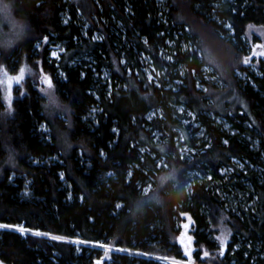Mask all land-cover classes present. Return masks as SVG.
Listing matches in <instances>:
<instances>
[{
    "label": "trees",
    "instance_id": "16d2710c",
    "mask_svg": "<svg viewBox=\"0 0 264 264\" xmlns=\"http://www.w3.org/2000/svg\"><path fill=\"white\" fill-rule=\"evenodd\" d=\"M7 1L30 26L22 42L0 48V74L5 69L17 72L22 58L35 67L39 60L40 71L52 79L54 102L27 82L26 93L14 98L13 113L7 115L0 92V224L41 233L24 237L0 230V260L94 264L101 251L78 248L74 239L183 260L177 221L188 213L194 221L197 261L202 249H218L210 231L227 215L231 236L226 255L202 262L264 264V159L256 158L264 157V66L258 61L260 74H255L241 61L247 54L243 38L250 36L248 25L264 26V0H165L164 20L156 0ZM63 12L71 17L67 23ZM113 15L123 28L119 36L102 21H111ZM80 17L100 29L103 38L84 37L76 22ZM177 29L200 49L202 58L196 50L182 52L178 39L175 61L161 59L160 48ZM44 39L65 41L59 60L49 57L48 44L35 55V44ZM85 53L94 57L98 71L109 68L110 89L94 76L88 62H76ZM141 55L161 70L184 66L182 83L176 88L149 84ZM206 57L214 61L225 87L203 80ZM237 71H246L247 79ZM197 79L204 81L205 91ZM171 103L194 112L209 135L191 158H182L174 145L172 127L180 124L172 118ZM156 107L165 118L148 119ZM208 111L225 117L236 132L214 125ZM155 130L168 131V140L154 142ZM235 159L252 161L260 170L247 167L244 172ZM223 167L232 169L228 179L220 172ZM196 170L205 177L199 180L192 174ZM235 178H243L251 189ZM218 185L227 192L231 187L242 190L252 206L246 208L245 203L237 206L239 212H226ZM110 257V264H164L124 252H111Z\"/></svg>",
    "mask_w": 264,
    "mask_h": 264
},
{
    "label": "rangeland",
    "instance_id": "374dc122",
    "mask_svg": "<svg viewBox=\"0 0 264 264\" xmlns=\"http://www.w3.org/2000/svg\"><path fill=\"white\" fill-rule=\"evenodd\" d=\"M71 1H77V0H71ZM157 6L159 8V17L161 20H164L165 14L164 12L167 10L164 2L165 0H156ZM4 3L12 4L14 7V3L12 1L4 0ZM216 6V4H215ZM62 21L64 23H67L70 20V15L68 12H63L61 14ZM113 19L111 21H108L107 19H103V23L106 27L110 29V32L115 33V35L119 36L123 32L122 25L120 21H118L114 15L112 17ZM79 26H81V32L82 35L86 38L90 39H101L103 38V32L100 29L93 28L91 24L83 17L79 18V21H76ZM95 23L97 24L98 21L95 20ZM3 28L5 30L8 29V24L3 23ZM227 28H230L229 25H227ZM91 31V32H90ZM248 31L250 33L249 38H243V43L246 46L247 54L245 57L242 58V63L244 64L246 71L252 72L255 74H260L259 69L257 67L258 61H262L264 66V26L262 25H248ZM184 32L182 30H174L171 32L172 38H167L166 41V47L160 48V57L161 59L165 60L168 63H172L175 61V54L177 52V49L175 47L176 40L179 39V49L182 52H191L196 50L199 54V56L202 58V54L200 52V49L193 44L191 41H188L184 38ZM48 44V50H49V57L55 58L59 60L60 55L65 51L66 44L65 41H60L57 39L53 40H47L44 39L42 41H39L35 44V55L39 52L40 48L44 45ZM85 60L88 62V66L91 67V69L95 72L94 76L99 79L100 83L104 86H107V88H111L112 79L111 74L109 71V68L102 67L99 71L96 68V60H94V57L88 53H85L84 55L80 56L79 58H76V62H81ZM16 61V58H12V61ZM205 60L207 63H205L202 66V75L203 80L207 83L213 84L217 88L225 87L226 84L221 78L220 74L215 71L213 67V60L210 57H206ZM36 62V60H34ZM141 64H142V71L144 72L147 82L149 84H154L156 86H164V87H171L176 88V86L180 83H182L184 74H185V68L184 66L179 65L178 67L168 68L164 67L163 70L158 69L153 61L146 55H141ZM12 67L13 64H12ZM39 68V69H38ZM6 72H3L0 74V92L2 96L3 103L5 105V113L7 115H11L13 113L12 108V101L14 98H18L23 96L25 91V84L29 82L34 88L38 90L40 95L44 96L47 101H52L54 96V85L52 82L51 77L46 74L42 73L40 71V61L37 60V67L32 65L31 62L27 61V59L22 58L20 61V68L17 72H11L10 70H6ZM246 71H237L238 77L242 79H247V73ZM23 74V75H21ZM59 75L63 76L62 72L59 71ZM19 78V79H17ZM46 81L51 82V87L46 83ZM204 81L202 82L201 79H197V86L201 88L202 90H206V84H204ZM212 103V101L210 100ZM171 107H173V113L172 118L177 120L179 122V126H173L172 130L175 132V134L172 135L174 145L177 149V152L182 158H191L193 153L197 152L201 146L208 142L209 135L206 133V128L202 124L201 120L198 118V116L192 112L190 109H186L184 105L180 104H174L171 103ZM96 111V108L92 109V116L94 112ZM207 116L211 119L212 123L214 125H217L220 127V129L224 131H230V132H236V129L233 128L232 124L226 120L225 117L216 114L214 111H208L206 112ZM148 119H154V118H165L163 111L161 108L156 107L151 109L147 113ZM248 126V125H244ZM40 129L43 132H48V128L45 124L40 125ZM170 133L166 130H155L152 133L153 141L156 143H162L168 140ZM247 136V135H245ZM189 140H192L193 144L189 143ZM142 152H149L147 147H141L140 148ZM156 153L152 152V156H155ZM258 160L264 159L263 156L256 157ZM158 164L160 166L164 165V158L160 157L157 159ZM237 167L242 171H247L248 169L254 170L255 172H259L260 167L259 165L255 164L252 161L249 160H237L235 159ZM248 167V169H246ZM221 174L225 176L224 179H228L229 173L232 172V169L223 167L220 170ZM192 174H195V176L201 180L205 177L202 171H194ZM236 181L242 182L245 186L248 187V189H251V186L249 183H246L243 178H235ZM215 181H212L211 184L213 186H216ZM150 185H148L147 188H149ZM217 192L221 195V198L225 201L224 208L225 211L228 212H239L237 210V206H244L245 197L243 196V191L238 188H229V192L224 190L221 186L218 185V188L216 189ZM26 192H29V186H26ZM250 193L247 191L245 193V196H249ZM252 202L246 203V208H250L252 206ZM227 215H222L219 220L217 227L210 231L211 237L215 240L217 243L218 249L215 250L214 253H211L205 249H202L200 260L201 262L197 261L194 257V252L196 248L194 247V238L192 236V232L194 230V221L190 214L188 213H181L179 220L177 221V226L180 228L179 235L177 236V243L180 245L184 259L178 260V259H172V262H165L166 264H213L211 262H202L203 260H210L212 261L214 257L221 254L222 256L226 255L227 253V244L230 241L231 236V228L229 225V222L227 221ZM3 227H8L6 225H3ZM13 228V227H10ZM16 228H22V227H16ZM24 230L23 233L18 232L22 236L26 237L30 234H41L38 232L29 231L25 228H22ZM0 230H2L0 228ZM72 244L77 246L78 248L80 246H87L93 249H98L102 252L101 256H99L97 259H95L94 264H110L111 263V252H124L128 255H139L144 258L158 260L159 262H164L159 257L162 256H154L151 254L146 253H138L134 251H128L123 250L117 247L109 246L106 243L102 242H89L86 240L81 239H74L71 241ZM102 243V244H101ZM105 244V245H104ZM110 248V249H109ZM97 261V262H96ZM0 264H5L0 260Z\"/></svg>",
    "mask_w": 264,
    "mask_h": 264
},
{
    "label": "clouds",
    "instance_id": "9594fccd",
    "mask_svg": "<svg viewBox=\"0 0 264 264\" xmlns=\"http://www.w3.org/2000/svg\"><path fill=\"white\" fill-rule=\"evenodd\" d=\"M3 23L8 24V29L3 28ZM29 22L24 16H17L12 4L0 0V48L5 50L15 47L27 36ZM9 163L14 161V156L9 154Z\"/></svg>",
    "mask_w": 264,
    "mask_h": 264
},
{
    "label": "bare ground",
    "instance_id": "6f19581e",
    "mask_svg": "<svg viewBox=\"0 0 264 264\" xmlns=\"http://www.w3.org/2000/svg\"><path fill=\"white\" fill-rule=\"evenodd\" d=\"M200 47V46H199ZM0 228H3V224H0ZM15 230L16 231H18V232H20V233H23L24 232V230L22 229V228H16L15 227ZM102 244V243H101ZM105 245V244H104ZM87 247V246H86ZM93 248V247H92ZM110 249V248H109ZM125 251V250H124ZM102 253V252H101ZM147 255V254H146ZM155 256V255H154ZM156 257V256H155ZM161 260H163L164 262H162V263H164V264H166L165 262L167 261V262H172V260L171 259H168L167 257H159ZM151 259V258H150ZM157 261V260H156ZM97 262V261H96Z\"/></svg>",
    "mask_w": 264,
    "mask_h": 264
},
{
    "label": "water",
    "instance_id": "95a60500",
    "mask_svg": "<svg viewBox=\"0 0 264 264\" xmlns=\"http://www.w3.org/2000/svg\"><path fill=\"white\" fill-rule=\"evenodd\" d=\"M1 229H11V230L16 231V230H15V227H13V228H10V227H3V228H1ZM33 232H34V231H33Z\"/></svg>",
    "mask_w": 264,
    "mask_h": 264
},
{
    "label": "snow or ice",
    "instance_id": "6c2138e0",
    "mask_svg": "<svg viewBox=\"0 0 264 264\" xmlns=\"http://www.w3.org/2000/svg\"><path fill=\"white\" fill-rule=\"evenodd\" d=\"M21 75H23V74H21ZM17 79H19V78H17ZM46 83L49 85V87H51V82L50 81H46ZM52 102H54V101H52Z\"/></svg>",
    "mask_w": 264,
    "mask_h": 264
}]
</instances>
